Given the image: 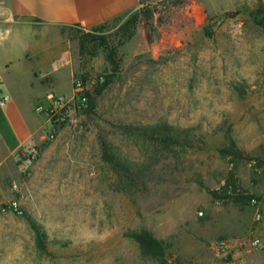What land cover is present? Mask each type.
Here are the masks:
<instances>
[{
  "label": "rangeland",
  "instance_id": "rangeland-1",
  "mask_svg": "<svg viewBox=\"0 0 264 264\" xmlns=\"http://www.w3.org/2000/svg\"><path fill=\"white\" fill-rule=\"evenodd\" d=\"M147 4L154 42L138 28L118 49V73L86 129L64 128L67 145L55 153H69L67 166L37 185L22 216L0 211V246L12 264H162L128 236L141 229L170 246L166 264H264V0H142L128 17L143 16ZM126 18L87 33L115 44ZM85 33L68 31L70 52L94 96L111 67L102 48L81 54ZM71 90L63 81L55 92ZM103 139L144 163L146 176L119 184L102 159ZM231 141L241 157L221 154ZM231 170L252 198L216 206L210 191ZM8 190L5 202L17 197L12 183ZM30 221L45 235L43 250Z\"/></svg>",
  "mask_w": 264,
  "mask_h": 264
},
{
  "label": "crops",
  "instance_id": "crops-1",
  "mask_svg": "<svg viewBox=\"0 0 264 264\" xmlns=\"http://www.w3.org/2000/svg\"><path fill=\"white\" fill-rule=\"evenodd\" d=\"M138 5L139 0H0V211L12 200L28 208L26 198L37 185L51 180L53 169L67 166L63 159L69 153L55 151L67 145L68 130L46 141L35 109L63 81L73 85L68 31L78 27L87 33ZM33 149L38 156L32 161ZM10 183L17 197L5 202ZM5 249L0 246V264H12Z\"/></svg>",
  "mask_w": 264,
  "mask_h": 264
},
{
  "label": "trees",
  "instance_id": "trees-1",
  "mask_svg": "<svg viewBox=\"0 0 264 264\" xmlns=\"http://www.w3.org/2000/svg\"><path fill=\"white\" fill-rule=\"evenodd\" d=\"M139 4H142V0H139ZM140 15H134L128 17L129 13L118 17L116 19L126 18L125 21L117 28L116 37L117 42L115 44L109 43L104 35L96 34L105 29L106 23L99 25L91 30L96 33H85L80 39V49L81 54L89 53L92 56H95V51H90L89 46H96L102 48L105 51L106 61L111 67L110 73L102 74L97 79V85L94 89V96L89 94V112L94 107V101L96 97L100 96L102 92L108 89V87L113 83L118 70H119V61H118V49L123 47L128 42H130L135 36L136 30L142 28L145 32V38L149 45L154 42L150 32L152 30L151 21L153 19L154 11L150 9V4L142 7L140 10ZM90 37H102L103 40L100 42L90 41ZM83 82H86L87 79L84 75H80ZM102 78L103 82L99 83V79ZM162 126H149L148 128L155 130ZM160 129V128H159ZM165 143L174 142V139L171 136L164 138ZM102 159L106 162L112 171H114L116 177L119 179L118 183L122 185L134 186L139 182L140 179H143L146 176V166L144 163L134 162L124 157L120 153L114 151L112 145L107 140H102ZM224 157L232 156L234 158L241 157V153H237L235 150V143L231 141L230 147L222 150L221 153ZM234 161H232L233 163ZM258 165H264V161L258 160ZM226 187L223 189L221 194L215 193L212 190L210 191L211 197L215 202L217 199H223L224 202L229 200H234L236 202L250 201L251 196H246L241 190L240 182L236 176L235 170H231L226 179ZM231 188L232 193L228 194V189ZM239 191V192H238ZM34 230L37 233V245L40 249H44V243L42 242V237L45 235L42 233L40 227L34 222L30 221ZM133 240H135L139 246L140 255L145 259L158 260L162 264H166V256L168 254V249L170 246L153 236V234L147 229H141L137 232H131L128 234Z\"/></svg>",
  "mask_w": 264,
  "mask_h": 264
},
{
  "label": "built area",
  "instance_id": "built-area-1",
  "mask_svg": "<svg viewBox=\"0 0 264 264\" xmlns=\"http://www.w3.org/2000/svg\"><path fill=\"white\" fill-rule=\"evenodd\" d=\"M103 79H99V83H102ZM89 94L90 87L86 82H83L82 77L75 75L73 78L72 94L70 97L56 95L54 93H48L45 97V101L39 103L36 106V112L43 118L45 126V140L53 141L56 139L58 133L64 129L69 128L77 132H83L86 129L84 119L89 113ZM3 104V102H1ZM38 156V151L33 149L29 152L30 160H35ZM252 164H255L252 162ZM233 167V163L230 164ZM226 187V181L222 180L215 185L212 189L213 192L221 194ZM228 194H231V188L228 189ZM239 192V191H238ZM224 204L223 199H217L215 201L216 206H222ZM3 213L12 212L18 216L24 214L19 201L12 200L1 207ZM199 216L203 215L200 211ZM261 220V215H256V221ZM254 244L261 247L259 239H255Z\"/></svg>",
  "mask_w": 264,
  "mask_h": 264
},
{
  "label": "water",
  "instance_id": "water-1",
  "mask_svg": "<svg viewBox=\"0 0 264 264\" xmlns=\"http://www.w3.org/2000/svg\"><path fill=\"white\" fill-rule=\"evenodd\" d=\"M89 40L94 41V42H100L103 40V38L102 37H90Z\"/></svg>",
  "mask_w": 264,
  "mask_h": 264
}]
</instances>
